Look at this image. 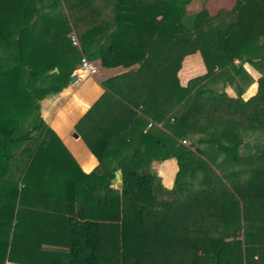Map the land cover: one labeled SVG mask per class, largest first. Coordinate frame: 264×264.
<instances>
[{"label": "trees", "instance_id": "trees-1", "mask_svg": "<svg viewBox=\"0 0 264 264\" xmlns=\"http://www.w3.org/2000/svg\"><path fill=\"white\" fill-rule=\"evenodd\" d=\"M192 2L65 0L66 13L60 0H0V217L16 214L19 203L64 217L67 250L43 249L45 264H264V0H236L216 14L206 7L189 14ZM86 9L98 13L107 33L97 53L84 39ZM72 26L83 55L100 58L104 68H128V78L146 84L133 105L111 91L109 83L125 77L104 83V98L113 96L122 111L112 116L114 125L127 126L123 115H130L134 137L125 155L119 137L84 132L100 162L91 175L41 116L40 102L62 90L81 60ZM198 52L207 73L184 87L182 63ZM246 65L262 74L248 100L256 81ZM171 158L180 170L167 190L153 165ZM119 172L123 185L114 189ZM200 209L213 211L211 219L225 231L209 239L203 231L210 214L200 212V248L182 246ZM161 210L170 229L153 235L164 244L152 249ZM177 225L184 236H177ZM27 235L21 231L17 239ZM3 244L0 239V259Z\"/></svg>", "mask_w": 264, "mask_h": 264}, {"label": "crops", "instance_id": "crops-1", "mask_svg": "<svg viewBox=\"0 0 264 264\" xmlns=\"http://www.w3.org/2000/svg\"><path fill=\"white\" fill-rule=\"evenodd\" d=\"M60 1L63 5L61 11L67 13L65 0H60ZM191 7L192 5L190 4L187 9L189 14H191L189 11ZM86 10L87 11H86L84 27L87 31V35L85 36L84 39L87 40L86 41L87 45L89 44V47L95 49V52L97 53L99 52V48L103 44V41L105 40L106 37L105 35H107V33L105 30V35H103L104 26L101 23L102 22L101 19L98 18V13L92 12L91 9H86ZM72 28H73V32L76 33L74 26H72ZM76 35L81 44V48H78L79 49L78 51L81 52L83 51L82 39L81 37L78 36L77 33ZM80 52L77 53L79 54ZM198 56H201L202 58L201 53L198 52L196 54L187 56L182 63L183 68L180 70L178 76L181 85L184 87H186L189 81L191 80L192 76L190 75L193 74L197 66L200 65ZM91 61H93L97 66L98 69L97 74L92 76L90 74L80 72L79 70L80 62H79L76 65V67L73 69L71 80L65 84L62 90L58 93H53L46 96L40 102L41 116L44 123L56 134V136H58L62 140L63 144L65 145L69 153L76 161L80 170L86 175H91L98 168L100 162L98 158L94 155L92 150L89 148L87 142L85 141L83 137L84 132L88 133V135H91L90 132L93 133L94 136H96L99 140H101V138H107V137L110 139L113 137L116 138L119 137V140L121 139L122 141L121 146L124 147V149L120 153L123 152L125 155H129L131 153L130 147L132 144L128 143L129 142L128 137L129 136L134 137V133L128 131L129 129L128 123H130L132 117L130 115H123L124 116L123 120L124 121L126 120L127 126L125 124L120 123L122 128H117L114 125V121H113L114 114L119 112L121 113L122 111L117 112V110H121V109L119 107L118 101L113 96L104 98L105 93L107 91L106 87H104V83L110 79L125 77L123 81L122 79L113 80L109 84L111 86L112 93L115 95L117 99H121V101L130 100L133 105L138 102V100L142 96L141 92L146 86V84L144 83L145 81L142 82L141 79L135 80L134 77L128 78V74L130 71L128 68L125 67L104 68L101 66L100 58ZM202 61L204 63L203 58ZM204 67H205V72L203 73L206 74L207 67L205 66V64ZM55 73H59V70L56 69ZM81 73L82 75H80ZM203 73L202 75H204ZM75 74L81 76L83 80L81 82H77V81L74 82L72 78L73 76H75ZM257 91L258 88L256 89L253 86L252 89H250V91L244 95V98L246 100L250 99L252 96H254L257 93ZM230 92L233 91L228 90L230 96L236 97L234 93H230ZM130 107L132 111L136 113H138L141 110L139 109V107L137 108L136 106H131V104ZM93 108H95L96 110L94 113L95 116L93 114L89 119L86 120V116ZM96 116H100V117H96ZM101 121L102 123L99 124V122ZM80 122H81V127H80ZM109 126L113 128V131L110 130V132H108L107 127ZM125 131L128 132L125 133ZM127 133H129L128 136ZM75 134L77 135V137H75ZM179 170H180L179 162L175 158H171L160 163L159 162L154 163L153 165V171L159 176V178L161 179L162 186L167 190L174 189ZM122 185H123L122 177H121V173L119 172L117 179L114 182V185H112V187L114 189H117ZM159 197L161 198V200L166 199V197L163 195H159ZM163 203L164 202L161 201V205ZM193 208L199 209L197 205H194ZM200 212L207 215L210 214V219H211V214H213L212 213L213 211L210 210L202 211L201 209L199 210V212L192 213V228L191 231H187L189 233H187L186 238L181 239L182 246L192 244V247H199L198 245L201 244L200 235L202 228L199 221ZM31 213L33 214V216H37V217H35L32 220H29L28 217L32 216ZM158 214L160 217L159 220L160 225H157V221H156L157 226L156 228H153L151 232L152 236L148 241V244L152 249L162 248V246H160V244L158 243V241L161 240H158L157 237H153V235L160 234V232L167 233L168 230L170 229L167 226L166 222L163 220L167 218L166 214H168V212L166 210H161ZM179 214H181V217L184 218L183 211L177 212V218H179L178 217ZM27 218L28 220H26ZM58 218L61 220H58ZM208 222L209 221L204 223V226H206ZM16 223L18 224L17 228H19L24 234L25 232H27V234L31 233L33 235V239L27 236H26L27 240L25 239V241L30 242L29 244L30 247H28L25 250H30L33 253L31 255L21 254L23 255V257L14 259V261L11 258H9L6 261V264L8 262H16L21 264H45L44 255L42 253L43 249L60 250L61 247L64 250H67L64 244V242L66 241L64 217H62L61 215L52 212L33 210L32 212L29 211L26 216L25 215H23L22 217L16 216ZM214 223H215L214 220L211 219V221L208 224L209 227L205 228L206 230L203 231L208 235L207 237H209V239L212 238L211 236L214 237L217 232L218 233L224 232L225 231L224 229L226 228ZM176 229H177V236H182V235L184 236L185 231H183V226L177 225ZM104 230L105 229H103V231L101 232H104ZM45 240H51L61 243L62 246L46 245L44 243ZM161 243L164 244V241H161ZM36 257H39L40 260L36 259Z\"/></svg>", "mask_w": 264, "mask_h": 264}, {"label": "rangeland", "instance_id": "rangeland-1", "mask_svg": "<svg viewBox=\"0 0 264 264\" xmlns=\"http://www.w3.org/2000/svg\"><path fill=\"white\" fill-rule=\"evenodd\" d=\"M235 3H236V0H193V2L191 3L192 7H191V9H189V11L191 14H194L206 6L211 11V13L214 14L223 8L232 9L234 7ZM198 57H199L198 60H199L200 65H198L197 68L195 69V71L193 72V74L190 75V76H192L191 79H194L198 76H202V73L205 72V67H204L205 62L203 63V61H202L203 57L202 58H201V56H198ZM182 66H183V64H182ZM246 69L254 77V79L256 81V83H254L248 89V91H247V93H248L250 91V89H252L253 86L256 89L258 88L257 81L261 78L262 74L250 65H246ZM179 73H180V71H179ZM230 93H234V92H230ZM235 96H236V94H235ZM17 206H18V208L16 209L17 210L16 214L14 213V215H12L9 212H6L2 217H0V239L4 240V242L8 243V245L3 244L1 246L2 250H4L5 257L0 259V264H4L6 258L7 259L11 258L13 261H14V259L22 258L23 255L19 254V251H24L25 249L30 247L29 241H22V240L17 239L21 235V230L19 228H17L18 224L16 223V218H14V217L20 216L23 212L26 213L27 211H33V210L21 209L20 203ZM14 210H15V208H14ZM28 236H30L32 238L33 235H27V237ZM13 248H14V250H12ZM28 251H30V250H28Z\"/></svg>", "mask_w": 264, "mask_h": 264}, {"label": "built area", "instance_id": "built-area-1", "mask_svg": "<svg viewBox=\"0 0 264 264\" xmlns=\"http://www.w3.org/2000/svg\"><path fill=\"white\" fill-rule=\"evenodd\" d=\"M72 44L77 47V48H81V44L80 41L76 35L75 32H72L70 35ZM79 70L82 73H87L90 75H95L98 72L97 66L93 63V61H91L87 56L82 55L81 60H80V66H79ZM82 73L80 75H82ZM75 76H77V82H81L83 79L81 76H79L78 74H75ZM152 123L149 125V127H152ZM184 144H186V142H184ZM7 264H21V263H16V262H8Z\"/></svg>", "mask_w": 264, "mask_h": 264}, {"label": "water", "instance_id": "water-1", "mask_svg": "<svg viewBox=\"0 0 264 264\" xmlns=\"http://www.w3.org/2000/svg\"><path fill=\"white\" fill-rule=\"evenodd\" d=\"M72 80H73L74 82H76V81H77V76H73ZM75 137H77L76 134H75ZM120 185H121V184H120Z\"/></svg>", "mask_w": 264, "mask_h": 264}]
</instances>
